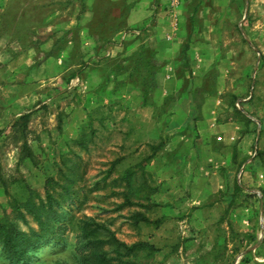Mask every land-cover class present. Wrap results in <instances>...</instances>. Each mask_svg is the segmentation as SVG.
<instances>
[{
    "label": "rangeland",
    "instance_id": "374dc122",
    "mask_svg": "<svg viewBox=\"0 0 264 264\" xmlns=\"http://www.w3.org/2000/svg\"><path fill=\"white\" fill-rule=\"evenodd\" d=\"M172 1L0 0V223L63 215L30 264L88 222L129 264H264V0Z\"/></svg>",
    "mask_w": 264,
    "mask_h": 264
},
{
    "label": "trees",
    "instance_id": "16d2710c",
    "mask_svg": "<svg viewBox=\"0 0 264 264\" xmlns=\"http://www.w3.org/2000/svg\"><path fill=\"white\" fill-rule=\"evenodd\" d=\"M148 73L151 75L152 70L149 69ZM236 112H239V110L237 109ZM26 116L27 114H23L20 119L24 120ZM26 151L27 154L30 153L27 148ZM49 200L46 201V204L41 203L43 214L32 203L28 205V210L33 212L38 220L39 228L31 230L27 235L22 233L12 223L9 225L0 223L2 257L8 264H30L38 256L37 253L40 248L49 247L48 244L53 240L55 232H59L62 225V222L59 221L63 215L58 212ZM139 217V219H145L141 215ZM85 225L88 230H83L82 234H77L74 242L75 256L76 258L78 257L81 264H129L118 256H108L107 252L101 248V244L105 240L93 236V234L97 233L100 224L88 222ZM117 243L120 244L119 242Z\"/></svg>",
    "mask_w": 264,
    "mask_h": 264
},
{
    "label": "crops",
    "instance_id": "0c3cea01",
    "mask_svg": "<svg viewBox=\"0 0 264 264\" xmlns=\"http://www.w3.org/2000/svg\"><path fill=\"white\" fill-rule=\"evenodd\" d=\"M156 48H158V49L160 48L162 50L161 47H156ZM158 54H160V50H159ZM160 67H161L160 71L153 70L154 71L153 72L154 75H152V77L153 76L154 77L157 76L158 79L162 80L163 71H165V73H170V67H171V65L168 64V66L166 67V65L164 66L162 64ZM168 69H169V71H168ZM214 98H215L214 96H211L210 95V96H207L206 98H204V101H206V103L208 102V104L210 103V105H211V102H214ZM208 108H209V106H208ZM208 108L205 107L204 108L205 110H203V109L201 110V111H204L206 113L200 112V113H203L204 114L203 115L204 116V119H207V117H209V118L212 117L211 118L212 119L211 120L212 123H210V130L205 131V132L208 133L207 135L209 137L210 136H213V138L221 139L222 136L224 135V134H222V131L224 133L225 130H226V129H223V128H225L226 126H224L221 123H217L216 124L215 119L213 118V116L210 113H208L209 112ZM205 115H207V116H205ZM201 119L202 118H200L199 121L203 123V120H201ZM185 125L188 126L189 124H185ZM204 126L205 125L203 123L201 127L203 128ZM206 128H208V127H206ZM245 136H246V134H244L243 137H245ZM233 138H234L233 136H229V139H233ZM243 140H245V139H243ZM214 141H215V139L213 141H208V142L205 140V142L201 143V149H202L203 152L200 155L202 156L203 161L206 162V163L208 161H211V160L218 163L220 161L221 157H223V156H225L227 160H230L232 156H234L236 153H238V151L243 150V148L245 147L244 146V142L242 143V141L240 142V141L236 140V141L233 142L232 150H230V151L229 150H226V152H224L222 149L218 148V146H215L214 147V144H215V143H213ZM201 149H200V152H201ZM227 149H228V147H227ZM238 161H240V160L238 159Z\"/></svg>",
    "mask_w": 264,
    "mask_h": 264
},
{
    "label": "built area",
    "instance_id": "2783aa9c",
    "mask_svg": "<svg viewBox=\"0 0 264 264\" xmlns=\"http://www.w3.org/2000/svg\"><path fill=\"white\" fill-rule=\"evenodd\" d=\"M176 1H178V0H173L172 2H176Z\"/></svg>",
    "mask_w": 264,
    "mask_h": 264
}]
</instances>
